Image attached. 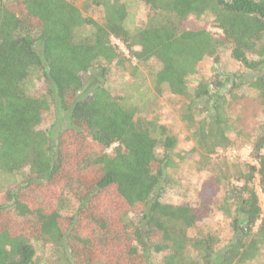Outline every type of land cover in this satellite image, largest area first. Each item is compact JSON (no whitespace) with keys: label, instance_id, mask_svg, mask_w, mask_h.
<instances>
[{"label":"trees","instance_id":"trees-1","mask_svg":"<svg viewBox=\"0 0 264 264\" xmlns=\"http://www.w3.org/2000/svg\"><path fill=\"white\" fill-rule=\"evenodd\" d=\"M141 1L149 19L132 30L124 0L87 2L103 10L100 23L69 0H0V171L27 170L9 193L11 204L0 208V264H42L34 247L41 238L48 239L54 264H152L159 254L162 264H248L264 251L255 188L258 179L264 194V124L247 144L257 164H246L245 172L225 158L224 170L215 165L224 179H217L223 195L216 208L232 232L221 248L211 231L189 236L207 202L194 209L159 201L177 139L156 119L138 118L137 107L106 85L112 69L133 73L134 60L158 63L154 89L189 99L181 121L200 160L211 161L234 144L227 94L248 87L264 103V0ZM207 15L220 35L183 27L190 17ZM227 48L244 74L198 81L191 91L199 64ZM52 107L53 130H39ZM129 212L140 217L141 249L123 228Z\"/></svg>","mask_w":264,"mask_h":264},{"label":"rangeland","instance_id":"rangeland-1","mask_svg":"<svg viewBox=\"0 0 264 264\" xmlns=\"http://www.w3.org/2000/svg\"><path fill=\"white\" fill-rule=\"evenodd\" d=\"M76 7H78L85 16L92 17L99 23L102 22V9L94 6H89L87 2L90 0H69ZM129 8V19L127 25L130 29L136 30L143 28L148 22L150 12L141 0H124ZM88 5V7H87ZM183 27L186 29L202 28L215 36L220 35V30L214 25V18L207 15L201 18L190 17ZM91 31L89 28L79 33V36H86ZM125 55L129 52L125 46L118 40H113ZM137 68L132 73V69H112L108 76L106 85L110 91L115 95H120L125 100L137 107V117L143 120H155L159 125L168 129L171 136L177 139L178 144L174 149L173 159L175 166L167 170L166 182L163 192L159 195V201L166 205L180 206L188 205L194 209H199L201 202H207L208 205L200 210V220L195 229L189 232L190 237H194L199 231L216 233L220 240V247L228 244L232 237L231 229L227 220L217 210V205L223 195V184L218 183L221 178V171L215 165L222 167L224 170L226 165L224 159H227L228 164L232 168L240 171H246V164L254 165L255 160L252 156L246 157L242 161L241 156H235L234 161L228 160L226 156L215 154L209 160H200L195 144L193 143L185 123L181 121V110L184 103L189 99L185 97H177L164 90L162 93L156 92L154 89V74L160 68L155 61L138 64L133 61ZM245 70L241 65L235 62L231 56V49H223L215 58H206L202 61L197 73L188 81V86L192 90L197 85L198 81H211L214 77L219 76L220 81L232 77L235 74H244ZM32 85H36V92H42L40 84L37 83V76L33 75ZM30 82V83H31ZM230 86L224 88V93H228ZM39 94V93H38ZM229 105L228 113L230 117L236 122V129L229 134L233 141V147L227 150H241L248 142L257 138L260 134L264 124V103L258 96V92L254 89L245 87L238 89L234 93L227 94ZM56 109L52 107L49 111L44 113L43 121L38 127L41 131L53 130L56 123ZM57 131H55V134ZM160 150V149H158ZM112 153V150L109 151ZM160 153V151H159ZM160 155V154H159ZM205 166V167H204ZM27 170H22L15 174H6L0 171V208L7 207L11 204L9 193L14 191L17 187L22 185L26 179ZM214 183L212 189L210 185ZM256 183V192L259 196L260 205L263 209L264 215V194L262 193L258 179ZM77 204V203H76ZM75 204V205H76ZM71 208L69 214H74L75 210ZM139 216L132 212L127 213L122 223L127 237L133 240V244L141 249L137 239L139 225ZM47 238H41L35 241L34 247L37 250L38 261L42 264H54L55 257L50 251V243H46ZM57 249L56 252H59ZM193 254H191L192 256ZM194 256V255H193ZM152 264H162L163 254L152 255ZM248 264H264V251L260 256Z\"/></svg>","mask_w":264,"mask_h":264},{"label":"built area","instance_id":"built-area-1","mask_svg":"<svg viewBox=\"0 0 264 264\" xmlns=\"http://www.w3.org/2000/svg\"><path fill=\"white\" fill-rule=\"evenodd\" d=\"M251 153H252V148L249 145H246V147H244L241 150H237V149L219 150L217 154L220 156L224 155L226 156V158H228V160H231V161H234L235 156H241L242 157L241 160L245 161V158L251 156ZM255 164H257L256 161H255Z\"/></svg>","mask_w":264,"mask_h":264}]
</instances>
